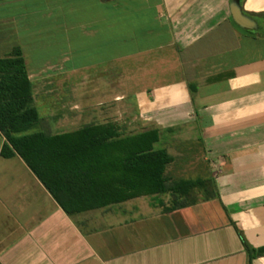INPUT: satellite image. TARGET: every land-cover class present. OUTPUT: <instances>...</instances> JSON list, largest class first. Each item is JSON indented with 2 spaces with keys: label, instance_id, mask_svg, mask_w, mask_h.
I'll return each instance as SVG.
<instances>
[{
  "label": "crops",
  "instance_id": "0c3cea01",
  "mask_svg": "<svg viewBox=\"0 0 264 264\" xmlns=\"http://www.w3.org/2000/svg\"><path fill=\"white\" fill-rule=\"evenodd\" d=\"M238 1L255 30L235 24L234 0H0V59L22 52L31 133L158 130L169 184L210 183L211 198L69 216L0 157V264H264V0ZM116 107L134 118L115 124Z\"/></svg>",
  "mask_w": 264,
  "mask_h": 264
},
{
  "label": "trees",
  "instance_id": "16d2710c",
  "mask_svg": "<svg viewBox=\"0 0 264 264\" xmlns=\"http://www.w3.org/2000/svg\"><path fill=\"white\" fill-rule=\"evenodd\" d=\"M38 123L25 62L17 49L0 59V157L18 156L67 215L165 194L173 200L164 211L173 212L195 204L194 190L203 191V200L211 199L210 183L169 184L164 174L172 158L155 149L158 130L126 135L115 125H88L50 136L31 133Z\"/></svg>",
  "mask_w": 264,
  "mask_h": 264
},
{
  "label": "rangeland",
  "instance_id": "374dc122",
  "mask_svg": "<svg viewBox=\"0 0 264 264\" xmlns=\"http://www.w3.org/2000/svg\"><path fill=\"white\" fill-rule=\"evenodd\" d=\"M58 56V52L57 51H46V57L48 59H55L57 58ZM53 57V58H52ZM39 112L41 113V110L42 108H38ZM89 118V117H88ZM133 119L134 116H133V110H129V108L127 109V107L124 109L122 107H116L115 108V124H124L126 119ZM72 128V127H71ZM66 130V128H65ZM135 132H137L136 130L135 131H130V132H125L126 135H130V134H134ZM155 148L156 149H161V145L160 143H157L155 145Z\"/></svg>",
  "mask_w": 264,
  "mask_h": 264
},
{
  "label": "water",
  "instance_id": "95a60500",
  "mask_svg": "<svg viewBox=\"0 0 264 264\" xmlns=\"http://www.w3.org/2000/svg\"><path fill=\"white\" fill-rule=\"evenodd\" d=\"M231 15H232L233 21L239 27L246 29V30L256 29V23L252 19L243 15L238 0H234V2L232 3Z\"/></svg>",
  "mask_w": 264,
  "mask_h": 264
}]
</instances>
